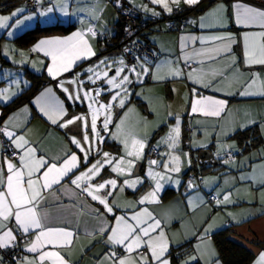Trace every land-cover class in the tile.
Listing matches in <instances>:
<instances>
[{"label": "crops", "instance_id": "obj_1", "mask_svg": "<svg viewBox=\"0 0 264 264\" xmlns=\"http://www.w3.org/2000/svg\"><path fill=\"white\" fill-rule=\"evenodd\" d=\"M62 2L65 8L64 11L60 8L61 0H40L39 3L37 2L39 7L36 10L38 13L35 19L36 22L34 25H30L32 26L30 29L36 25L49 26L58 23L63 25L73 24L74 29L72 31L67 34L56 33L42 36L28 48L19 47V52H15L16 59L19 58V63L7 61L0 52L3 62H7L6 64L0 61L2 67L6 69L18 67L20 69L15 70L14 74L3 73L0 70V92L7 89L9 96L12 93H16L7 103H0V124L7 120L8 117L14 116V123L23 125L28 130L30 138L41 142V148L51 156L61 154L66 148H71L78 153L75 146L68 142V137L76 135L80 129L77 125H71L69 128H60L57 125H52L40 112V104L36 103L37 97H40L46 88L51 87L55 97L63 102L69 116L85 113L87 111V102L70 101L67 98V94L57 86V81L48 75L46 66L50 61L42 53H32L30 50L40 40L65 38L76 31H86L87 28L92 27L99 34L94 38H90V43L96 52V56L90 60L79 62V65L72 71L64 73L60 77L62 80H71L76 77V74H81V78L85 81V86L88 87V74L85 73L88 67L94 66L100 59L115 52L121 56L117 50L102 48L98 39L101 35L113 39L118 33V23L121 20V15L117 0H62ZM118 4L133 8L142 16H160L162 18L159 23L148 28L143 34L144 39L154 47L159 56L158 60L152 64L145 63L143 60L137 61V63H145V67L149 68L150 74L145 76L142 82L137 81L131 85L133 95L130 97V103L124 109L115 108L113 120L115 124L119 123L120 118H125L134 132L140 136L147 137V147L144 150L146 155L149 145L154 144L157 146L161 139L166 137L170 127L175 125L176 117L179 116L180 118L181 136L179 147L176 149L175 154L181 156V170L179 173H170L171 179L161 182L163 187L159 193V203L147 205L154 215L162 218L166 226L165 231L170 241L171 264H183L189 256L196 254L198 246L211 249L215 254L212 260L216 264H222L218 260L217 250L211 235L226 227L232 228L233 233L230 236L232 241L244 246L254 254L255 257L251 264H255L259 254L264 252V196L260 197L257 191L254 193L251 191V199L249 200L243 193L244 191H239L235 197L232 196L230 188L232 187L235 174L244 169L249 170L252 166L249 163V158H246L247 156L239 158L240 148L237 142L231 139V136L238 131L254 126H257L259 135L262 133L263 130L260 131L258 126L264 122V98L259 95L240 96L234 94L240 89L241 83L249 77V70L240 67V71L243 72L242 77L238 73L228 72L223 80L216 84V87L222 89V91L215 92L208 89H200L203 95H212L227 101V108L221 113V116L207 118L192 116L187 111V98L190 95V90L193 87H199V85H194L185 78H171L168 74V69L170 67H179L185 73L192 70H202L204 73H208L210 69H226L231 61L230 56H225L216 62L209 61L207 57L195 56L194 51L204 50L209 45L201 44L199 41L193 43L190 38H207L212 35H227L229 33L237 40V43L232 45V55L236 57L239 67L243 60L242 34L245 32L259 33L264 29L260 27L259 23L247 28L238 26L235 23L237 9L233 6L240 4L259 10H264V7L248 0H199V3L195 5H188L184 3V0H180L179 5H176L169 0V6L172 10L174 6L187 10L188 26L184 31L177 33L166 30L167 21L172 14V10L170 12L167 11L161 4H154L151 0H118ZM54 5L56 6L55 10L47 12V8ZM220 5L224 6V10L218 13L223 19V26H212L218 22L215 16H210L209 13H212ZM5 8H10L8 12L4 13L10 17L13 12H17L19 9L27 11L24 0H0V10ZM94 10L95 15L100 17L99 20L91 15ZM22 17L21 15L16 18L12 17L10 28L15 26L17 19L22 21ZM201 18L204 19L202 20ZM23 22L16 24L17 27L19 25L22 27L20 26L21 29L19 27L18 31L14 32L15 34L12 35L10 41L14 42L16 37L29 29V27H23ZM201 23L205 27H201ZM4 36L0 35V37H3L1 46L6 40ZM20 53H24V57ZM186 56H192V59L188 60L187 63H185ZM185 65L190 67L185 69ZM25 68L35 74L43 73L51 83L43 84L28 103L17 107L1 118L5 110L4 107L31 87L30 80L24 75ZM251 72H258L261 77H264V66H254ZM157 73L165 78L154 79L153 77ZM13 76H16L17 79H14ZM132 78L135 79L134 76ZM206 78L211 77L208 76ZM147 79H149V82ZM14 80H18L19 83H14ZM65 86L69 87L67 84ZM70 87L75 89L76 85ZM258 90L259 83L252 91ZM107 99L108 97L104 96V100L106 101ZM43 102V100L40 101L41 104ZM25 107L27 111H22ZM154 107L161 109L158 115L159 119L156 120L157 124L150 127L149 125L154 123L156 118ZM129 109H134V111L129 112ZM169 113H172V115H169ZM186 127L191 129V132L186 133ZM110 130L114 132L116 129L114 126H110ZM103 135H105L106 140L103 145H100V148L103 151H107L105 149L110 147L112 151L107 152L113 155H123V148L120 142L108 137L106 133H103ZM186 140L189 141L188 149L184 147ZM159 148L161 153L157 159L163 161L167 159L165 154L170 152L171 149L163 143L159 144ZM221 148L225 150L223 155L234 153L236 158L228 159V163L214 166L199 165L197 163V154L200 150L214 152L219 151ZM184 153H187V155H183ZM95 158V156L92 158V162H95ZM148 168L149 165L144 157L143 160L138 162L135 169V175L145 176L144 184L139 186L135 192L132 189H125L124 192L116 194V203L121 206V209L116 212L117 215L122 214L121 210L128 202L139 199L141 195L151 190L154 181L146 177ZM194 168L200 177L205 175L201 181V186L191 193L181 194L180 189L183 177L187 171ZM154 171L162 172L163 169L155 166ZM216 171L219 172L216 173ZM102 176L108 179L110 177L114 178L115 174L111 173L110 169H105L102 172ZM123 179L124 177H120V180ZM176 181H179V183ZM252 186L254 187V184ZM257 186L259 188L261 184L257 183ZM228 194L231 195V202L217 203L218 200H223L224 195ZM209 195L215 196L216 200L209 203L207 200ZM96 207L102 208L96 202L91 201L90 198L87 200L83 197L73 198L70 192L65 193L59 206H56L54 200L50 201L48 210L56 218V222L68 221L79 233V240L71 252V259L74 264H96L95 258L106 251L103 237L99 235L89 236V233H94L98 227V221L93 215V210ZM108 220L111 221L112 217L109 216ZM206 229L208 230L207 235H205ZM88 248L91 250L89 251ZM180 248L183 251L188 248L190 252L184 251V253L179 255ZM172 256L175 257L173 258ZM199 263L209 264L208 255H205Z\"/></svg>", "mask_w": 264, "mask_h": 264}, {"label": "snow or ice", "instance_id": "obj_2", "mask_svg": "<svg viewBox=\"0 0 264 264\" xmlns=\"http://www.w3.org/2000/svg\"><path fill=\"white\" fill-rule=\"evenodd\" d=\"M151 2L161 4L169 12L172 10L169 0ZM171 3L179 5L180 0H171ZM184 3L195 5L199 0H184ZM55 7L54 5L47 8V12H53ZM233 7L237 9L235 23L238 26L247 28L259 23L264 29V10L240 4ZM60 8L65 10L62 0ZM222 10L224 6L220 5L209 13L210 16H215L218 22L212 26H223V19L218 15ZM23 11L19 9L13 12L11 17H0V28L10 27L7 22ZM91 15L97 20L100 19L95 15V10ZM19 23L22 21L17 19L16 24ZM200 26L205 27L203 23ZM9 35L12 33L9 32ZM97 35L99 34L89 27L86 31H76L65 38L40 40L30 50L32 53H42L50 61L46 66L47 73L57 81V86L67 94L70 101L87 102L85 113L69 116L63 102L55 97L51 87L46 88L36 99V103L40 104V112L52 125L60 128L77 125L80 131L68 137V142L75 146L79 154L71 148H66L59 155H49L41 148V142L30 138L23 125L14 123V116L8 117L0 124V250L21 248L25 255L16 257L14 264H74L71 252L79 240V233L68 221L57 223L48 210L50 201L54 200L56 206H59L66 192H70L73 198H90L102 206L93 210L98 227L94 233H89V236L99 235L104 238L106 251L95 258L96 264H171L166 226L162 218L154 215L147 205L159 203V193L163 187L161 182L170 180V173H179L181 170V156L175 154L181 136L180 118L176 117L175 125L170 127L166 137L157 144L159 147V144L163 143L171 149L165 154L167 159H151L147 162L149 168L146 177L154 181L151 190L139 199L128 202L121 210L122 214L117 215L116 212L121 206L116 203V194L124 192L125 189L135 192L145 182V176L135 175V169L138 162L145 157L147 137L134 132L125 118H120L119 123L114 124V109H124L130 103V97L133 95L131 85L137 81L142 82V77L149 75L150 70L145 67L146 61L128 64L122 58L118 62H110L104 58L85 70L88 82L96 84L101 81L100 86L96 88L85 90V81L81 74H76L71 80L60 79L64 73L77 67L79 62L96 56L90 38ZM190 39L193 43L199 41L209 45L204 50L194 51L195 56L207 57L211 62L230 56L231 61L226 69H210L208 73L202 70L185 73L179 67L168 69L171 78H185L194 85H199L190 90L187 98L189 115L220 117L227 108V101L216 96L203 95L200 89L222 91L216 84L220 83L228 72L238 73L242 77L240 67L249 70V77L234 94L259 95L264 98V77L258 72H251L254 66H264V30L242 34L243 60L239 67L236 57L232 55V45L237 43L232 34ZM125 51L131 50L126 48ZM20 55L24 57L25 54ZM191 59L192 56H186L185 63ZM114 64L118 66L113 68ZM101 68L106 70L101 71ZM208 76L211 78H206ZM153 78L159 80L165 77L157 73ZM258 83L259 90L252 91ZM66 84L69 87H66ZM72 85H76L75 89L70 87ZM7 93V89L0 92V103H7L16 95L12 93L9 96ZM104 96L108 97L106 101ZM41 100L44 101L42 104ZM22 111H27V108ZM132 111L134 109H129V112ZM110 126H114L116 130L111 131ZM103 133L120 142L123 155H113L100 148L106 140ZM183 155L186 156L187 153ZM94 156L95 162H92ZM228 162L225 160V163ZM155 166H159L163 171H154ZM105 169H110L115 177L105 179L102 176ZM120 177L124 179L120 180ZM259 183L264 186V178H261ZM192 186L189 182V187ZM229 202L230 194L224 195L222 201H217L218 204ZM109 216L112 217L111 221L108 220ZM207 231L206 229L205 235ZM205 255L209 257V264H216L212 260L214 252L199 246L196 254L189 256L183 264H199ZM0 264H3V257H0ZM255 264H264V252L259 254Z\"/></svg>", "mask_w": 264, "mask_h": 264}, {"label": "built area", "instance_id": "obj_3", "mask_svg": "<svg viewBox=\"0 0 264 264\" xmlns=\"http://www.w3.org/2000/svg\"><path fill=\"white\" fill-rule=\"evenodd\" d=\"M27 6L28 13L32 14L38 9V3L36 0H24ZM256 5L264 7V0H248ZM119 13L121 15L123 26L120 37L115 40L111 39L105 35L99 36V42L102 48L107 50H117L123 57L126 63L135 64L138 60H143L146 63L152 64L158 60V54L156 53L154 47L144 39L143 34L145 31L156 23H159L162 18L142 16L138 11L133 8L120 6ZM187 10L174 6L172 14L167 21L166 30L168 32H182L188 26V21L186 18ZM130 49V52H126L125 49ZM190 66L185 65L184 68L188 69ZM149 82V79H147ZM191 132V129L186 127V133ZM184 147L188 149L189 141L184 142ZM161 153V149L154 144H150L145 155V159L148 162L151 159H157ZM235 155L233 153H226L224 155L225 159H233ZM189 182L193 185L189 187ZM201 181L196 169H191L186 172L183 177V182L181 185V194H188L198 187H200ZM209 203L216 200L215 196H207ZM22 247V246H21ZM24 253L21 248L15 249H2L0 250V257H3V264H14L15 258L18 256H23Z\"/></svg>", "mask_w": 264, "mask_h": 264}, {"label": "trees", "instance_id": "obj_4", "mask_svg": "<svg viewBox=\"0 0 264 264\" xmlns=\"http://www.w3.org/2000/svg\"><path fill=\"white\" fill-rule=\"evenodd\" d=\"M9 9L10 8L2 9L0 10V13H6L9 11ZM122 26L123 21L121 18L120 22L118 23V33L113 39L117 40L120 37ZM73 29V24L63 25L56 23L49 26L36 25L16 37L14 42L21 48H28L42 36L54 35L56 33L67 34ZM2 41L3 37H0V46ZM0 61L1 63L7 64V62H3L1 54ZM24 75L30 80L31 87L18 95L9 105L4 107L5 110L3 111L1 118H3L8 112L15 110L17 107L25 103H28L43 84L51 83V81H49L43 73L35 74L34 72L25 68ZM231 139L237 142L240 148V154H247L248 152L258 148L263 144V140L259 135L257 126L243 131H238L233 136H231ZM232 233V228L226 227L214 232L211 235V239L217 250L218 260L221 261L222 264H251L255 257L254 254L244 246L232 241L230 238ZM179 251V255L184 253V251H187L188 253L190 252L188 248L184 249V251L180 248Z\"/></svg>", "mask_w": 264, "mask_h": 264}, {"label": "rangeland", "instance_id": "obj_5", "mask_svg": "<svg viewBox=\"0 0 264 264\" xmlns=\"http://www.w3.org/2000/svg\"><path fill=\"white\" fill-rule=\"evenodd\" d=\"M37 14L38 13L36 12L35 14L31 15V14L27 13V11L25 10L24 12L19 13L18 16L19 15L23 16L22 17V22L24 21L23 22V27H26V28L29 27V29H30V27H32L30 25H34V23L36 22L35 19H36ZM0 17H10V16H8L7 14H4V13H0ZM26 17H30V19H26ZM42 18H45V17H42ZM11 20L12 19H10L7 22L8 25H10ZM20 26L21 25H19L17 27L16 24H15V26H13L12 28H10V27L0 28V35H5L4 37H6V40L3 42L2 46H0V52H1L2 56L4 57V59H6L7 61H11L12 63H19L18 62V59L19 58L16 59L17 56L15 55V52H19V46L17 44H15L14 42L10 41V38L12 37V35L15 34L14 33L15 31H18L17 29ZM21 27H20V29H21ZM9 32H11L12 35H9ZM20 50H23V49H20ZM20 52H22V51H20ZM104 58H107L110 62L111 61L118 62L119 59H121L122 57L120 55H118L117 52H115V53H113L111 55L105 56ZM104 58H102V59H104ZM117 66H118V64H114L113 65V68H115ZM0 70H2L3 73L8 72V73L14 74L15 70H20V69L18 67H14V68L12 67V68L6 69L5 67H2V65L0 63ZM104 70H106V69L101 68V71H104ZM111 74L112 73L110 72L109 75H111ZM13 78L14 79H17L16 76H13ZM144 78H145V76L142 77V80ZM15 82H18L19 83L18 80H14V83ZM100 84H101V81H97L96 84H91L89 82V87L88 86H85V90L92 89V88H96ZM153 109L155 111L156 118L154 120L155 122L154 123H151L149 125L150 127L157 124V121L156 120L159 119L158 115L160 114L159 111H160L161 108L160 109H157V107H154ZM261 124H259L258 127H259V130L260 131L263 130L262 133L260 134L261 135V138L263 140V144L260 147L254 149V150H252L250 152H248L247 154H240V157L239 158H242L243 156H247L246 158H249L248 160H250L249 163H250V165L252 167L249 170L244 169V170H242V171H240V172H238V173L235 174V177H234V179L232 181V187L230 188V191H231L233 197H235L236 194L239 191H244L243 193L247 196V199L248 200L251 199V191H252V193H254V192L257 191L258 192V195H260V197L262 195L264 196V186H260L259 188L257 186V183H259V181L261 180V178H264V122H262ZM181 145L183 146V144H181ZM105 150L112 151L110 149V147H108ZM224 151H225L224 148H221L219 151L211 152L212 155L214 156L215 160L217 161V164H220L221 165V164H224L225 163V160L228 161V159H225L224 158V155H225V154L223 155V152ZM235 158L236 157H234L233 159H235ZM217 172H219V171H216V173ZM213 174H207V175H213ZM204 176L205 175H203L202 177L199 176L200 181H202V179L204 178ZM213 176H215V175H213ZM241 177H245V179H241ZM253 184H254V187L252 186ZM246 192H248L247 193L248 195L246 194Z\"/></svg>", "mask_w": 264, "mask_h": 264}, {"label": "water", "instance_id": "obj_6", "mask_svg": "<svg viewBox=\"0 0 264 264\" xmlns=\"http://www.w3.org/2000/svg\"><path fill=\"white\" fill-rule=\"evenodd\" d=\"M196 160L199 165L214 166L217 164V161L209 150H200Z\"/></svg>", "mask_w": 264, "mask_h": 264}]
</instances>
